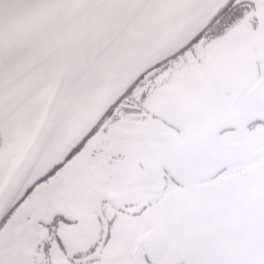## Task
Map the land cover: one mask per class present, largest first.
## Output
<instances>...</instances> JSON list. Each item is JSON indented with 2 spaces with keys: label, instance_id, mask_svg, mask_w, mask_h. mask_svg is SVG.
Returning a JSON list of instances; mask_svg holds the SVG:
<instances>
[{
  "label": "snow or ice",
  "instance_id": "6c2138e0",
  "mask_svg": "<svg viewBox=\"0 0 264 264\" xmlns=\"http://www.w3.org/2000/svg\"><path fill=\"white\" fill-rule=\"evenodd\" d=\"M0 264H264V0H0Z\"/></svg>",
  "mask_w": 264,
  "mask_h": 264
}]
</instances>
